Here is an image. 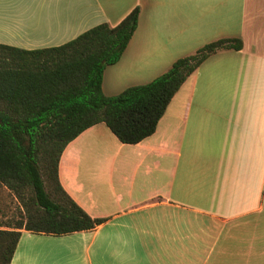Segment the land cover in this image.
<instances>
[{"label":"crops","instance_id":"crops-1","mask_svg":"<svg viewBox=\"0 0 264 264\" xmlns=\"http://www.w3.org/2000/svg\"><path fill=\"white\" fill-rule=\"evenodd\" d=\"M138 7L137 28L102 92L146 84L219 39L155 132L126 145L102 123L58 162L66 194L97 228L22 230L10 264H264V0H0V45L59 47Z\"/></svg>","mask_w":264,"mask_h":264},{"label":"trees","instance_id":"trees-1","mask_svg":"<svg viewBox=\"0 0 264 264\" xmlns=\"http://www.w3.org/2000/svg\"><path fill=\"white\" fill-rule=\"evenodd\" d=\"M138 18L136 7L116 26L97 25L59 47L0 45V183L25 212L22 222L0 229V264L11 263L22 230L63 236L94 230L105 221L87 215L59 183L58 162L71 141L102 123L122 144L141 142L155 132L175 93L208 57L242 48L240 39L212 41L152 81L105 96L103 72L121 58Z\"/></svg>","mask_w":264,"mask_h":264},{"label":"rangeland","instance_id":"rangeland-1","mask_svg":"<svg viewBox=\"0 0 264 264\" xmlns=\"http://www.w3.org/2000/svg\"><path fill=\"white\" fill-rule=\"evenodd\" d=\"M47 191L48 188L46 187ZM24 209L14 195L0 183V229L8 230L24 220Z\"/></svg>","mask_w":264,"mask_h":264}]
</instances>
